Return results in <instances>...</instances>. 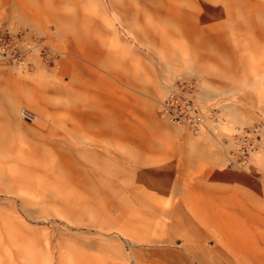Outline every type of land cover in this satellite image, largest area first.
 Masks as SVG:
<instances>
[{"label":"rangeland","instance_id":"374dc122","mask_svg":"<svg viewBox=\"0 0 264 264\" xmlns=\"http://www.w3.org/2000/svg\"><path fill=\"white\" fill-rule=\"evenodd\" d=\"M0 264H264V0H0Z\"/></svg>","mask_w":264,"mask_h":264},{"label":"built area","instance_id":"2783aa9c","mask_svg":"<svg viewBox=\"0 0 264 264\" xmlns=\"http://www.w3.org/2000/svg\"><path fill=\"white\" fill-rule=\"evenodd\" d=\"M167 92V98L162 102L158 113L169 122L177 126L185 127L193 133L205 128L207 109L198 106L195 100V84L190 81H177L171 85ZM243 149H251L252 144L247 138H242Z\"/></svg>","mask_w":264,"mask_h":264},{"label":"bare ground","instance_id":"6f19581e","mask_svg":"<svg viewBox=\"0 0 264 264\" xmlns=\"http://www.w3.org/2000/svg\"><path fill=\"white\" fill-rule=\"evenodd\" d=\"M66 48V47H65ZM76 55L78 56V57H80V58H82L84 61H86V62H91V63H93V64H95V58H93L92 57V54H90L89 52H86V53H80V52H77L76 53ZM168 71V70H167ZM165 98H167V95H166V97ZM165 98L159 103V105L161 106V104H162V102L165 100ZM160 106H159V108H160ZM202 110V109H201ZM89 114V113H88ZM165 118V117H164ZM166 119V118H165ZM123 123V122H122ZM125 125V124H124ZM97 127V124H96V126H95V129H94V131L97 129L96 128ZM115 128V127H114ZM93 131V132H94ZM93 132H91V135H93L94 137H98L100 134H102V136L103 137H108V138H110V140H107V139H105V140H107V141H110L111 142V134H110V132H109V130L108 129H102L101 130V132L100 133H97V134H94ZM117 133V132H116ZM114 135V134H113ZM121 135H124V134H121ZM92 144V143H91Z\"/></svg>","mask_w":264,"mask_h":264}]
</instances>
